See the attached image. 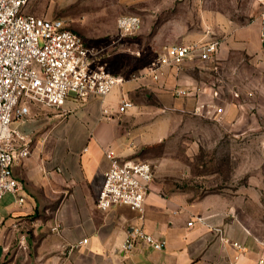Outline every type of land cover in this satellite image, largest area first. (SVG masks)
<instances>
[{
    "label": "crops",
    "instance_id": "crops-1",
    "mask_svg": "<svg viewBox=\"0 0 264 264\" xmlns=\"http://www.w3.org/2000/svg\"><path fill=\"white\" fill-rule=\"evenodd\" d=\"M260 1L264 5V0ZM206 28L207 35H191L169 46L218 40L212 35L215 31ZM218 41L216 58L204 66L187 63L180 70H166L158 83L150 77L127 81L121 87L122 95L131 99L129 89H151L165 102L159 108L161 113L166 108L194 114L199 104L215 100L225 109L217 122L227 124V130L236 136L245 135L258 125L246 120L255 109L249 103L254 92L231 82L236 72L230 75L225 71L226 61L234 52L249 55L256 63L264 61V11L253 24L231 29L225 41ZM176 88L191 92L178 97ZM237 91L242 96L238 100L233 95ZM117 92L88 101L69 98L61 109L50 108L55 116H30L20 122L19 129L32 138L30 157L14 169L25 185L26 200L20 205L8 194L0 201L1 264H259L264 260V218L256 224L255 214L246 211L264 208L261 175H252L249 186L218 187L203 194L153 181L141 214L125 206L108 212L97 208L110 168L107 152L132 161L145 145L143 141H158L171 123L161 115L158 121L140 126L142 114L132 99L134 107L121 117L117 113L122 97L116 98ZM217 92L219 99L214 98ZM52 124L48 130L52 136L40 135L41 128ZM129 130L138 137H149L130 144ZM55 227L59 231H53ZM133 228H143L165 240V248L138 247L124 253L126 237ZM85 239L88 242L80 244Z\"/></svg>",
    "mask_w": 264,
    "mask_h": 264
},
{
    "label": "rangeland",
    "instance_id": "rangeland-1",
    "mask_svg": "<svg viewBox=\"0 0 264 264\" xmlns=\"http://www.w3.org/2000/svg\"><path fill=\"white\" fill-rule=\"evenodd\" d=\"M260 2V0H30L25 12L38 18L63 20L68 29L79 34L89 44L107 47L105 55L107 70L130 81L134 75L138 76L144 72L162 48L169 44L179 43L182 39L195 34L207 35L206 27L215 31L213 37L225 41L231 29L237 30L253 24L256 17L264 11V5ZM125 15L139 16L143 22L139 32L132 37H122L117 29L118 18ZM252 59L249 55L234 52L226 61L225 68L230 75L236 72L234 76L236 81L231 82L238 83L244 91L254 92L249 103L255 109L249 113L246 120L258 125L242 136H236L228 131L227 124L218 123L212 118L196 116L188 111L164 108L163 114L159 108L164 107L162 104L164 100L151 89L146 91L129 89L132 101L142 114L140 126H148L152 121H158L161 115L167 116L171 122L168 133L162 135L158 141H143L149 136L139 135L145 145L136 151L131 160L150 163L154 170L153 181L175 189L195 190L197 194L218 187L235 188L237 184L249 186L252 177L260 175L264 183V61L261 59L256 63ZM191 75L196 73L191 72ZM115 89L118 90L116 98H121V87ZM109 105L112 110L115 109L113 102ZM145 109L150 112H145ZM55 114L50 108L33 107L26 120L30 116L31 119H41ZM117 114L121 117L127 115L119 111ZM117 118L118 115L112 119L114 124L117 123ZM20 125L23 123L12 124L17 128ZM53 127L54 124L41 128L40 135L52 136V132L48 130ZM129 132L133 134L132 130ZM130 133L129 143L135 145L139 137ZM262 190L261 198L264 200V189ZM247 197L250 198V194H247ZM246 211L249 215L255 214L256 224L258 221L261 223L264 218L262 207Z\"/></svg>",
    "mask_w": 264,
    "mask_h": 264
},
{
    "label": "built area",
    "instance_id": "built-area-1",
    "mask_svg": "<svg viewBox=\"0 0 264 264\" xmlns=\"http://www.w3.org/2000/svg\"><path fill=\"white\" fill-rule=\"evenodd\" d=\"M29 2L0 0V201L10 194L20 205L26 200L25 185L14 169L30 157L32 138L12 124L24 122L34 106L61 109L69 98L80 101L105 98L129 81L107 70V47L89 44L68 29L63 20L27 14ZM142 25L141 18L135 15L121 16L117 21L122 37L134 36ZM219 49L218 40L165 46L144 72L130 80L150 77L158 83L166 70H180L187 63L204 66L216 58ZM190 92L189 88H176L174 94L184 97ZM233 95L237 100L242 97L238 91ZM220 97L218 92L214 96L215 99ZM133 107L131 99L122 95L119 112L124 114ZM224 113L225 109L215 100L199 104L194 111L197 116L215 121H220ZM106 155L110 168L105 173L97 208L108 212L116 206H125L143 213L154 180L152 165L123 160L114 152ZM53 231L59 230L55 227ZM87 242L85 239L80 244ZM165 245V240L143 228H133L126 237L123 252H132L138 247L163 250ZM233 246L244 250L238 243ZM259 264H264V260Z\"/></svg>",
    "mask_w": 264,
    "mask_h": 264
}]
</instances>
